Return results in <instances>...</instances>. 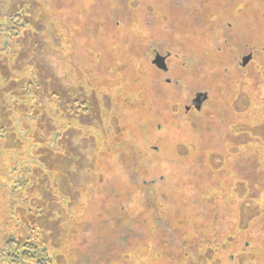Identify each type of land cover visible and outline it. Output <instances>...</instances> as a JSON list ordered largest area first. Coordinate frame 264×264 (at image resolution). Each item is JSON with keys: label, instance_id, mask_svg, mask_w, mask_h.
<instances>
[{"label": "rangeland", "instance_id": "374dc122", "mask_svg": "<svg viewBox=\"0 0 264 264\" xmlns=\"http://www.w3.org/2000/svg\"><path fill=\"white\" fill-rule=\"evenodd\" d=\"M29 223L51 264H264V0H0V254Z\"/></svg>", "mask_w": 264, "mask_h": 264}, {"label": "trees", "instance_id": "16d2710c", "mask_svg": "<svg viewBox=\"0 0 264 264\" xmlns=\"http://www.w3.org/2000/svg\"><path fill=\"white\" fill-rule=\"evenodd\" d=\"M14 166L15 165H13V167ZM23 168H26V167L22 166V169ZM15 174H17V175H15ZM15 174H14L15 177H14V180H12V186H11L13 188V190H16L17 185L25 186L24 185L25 183H28V185L31 184V182H32L31 176L34 177L33 173H31L30 177H28V175H27L28 170H25L20 175L19 173H17L16 167H15ZM141 190L142 189H140V191ZM17 196L21 197V191L17 192ZM119 196H120V198L123 197L126 200V203L123 204L124 206H122V208L123 207L128 208V205L133 204L137 200V199L134 200L133 198L129 197L127 194L121 195L120 192H119ZM138 199L140 200L139 197H138ZM120 200H122V199H120ZM24 202H27V200H18L15 207L20 209L22 207V205H24ZM16 216H18V214H16ZM33 225L34 224L29 223L28 227L25 228L27 234L24 236H22L21 233H17L16 236H12V235L6 236L7 239H5V240H6L7 247H5V249H1L2 253L0 254V257H1L0 258V264H6L7 263L6 259L8 258V255H9V252L7 250H9L13 246H14V249H13L14 256H11V258L13 260V262L11 264H46V262H49L50 264L52 263V260L50 259V254H51L49 252L50 249L48 248L46 241L41 236L36 234V233L40 232V229H38V227H35ZM134 251H135V249L130 251V255L133 254L136 261L140 260L141 256H139V258H138L139 254H137ZM154 256H158V255H155L152 253L153 258H155Z\"/></svg>", "mask_w": 264, "mask_h": 264}, {"label": "water", "instance_id": "95a60500", "mask_svg": "<svg viewBox=\"0 0 264 264\" xmlns=\"http://www.w3.org/2000/svg\"><path fill=\"white\" fill-rule=\"evenodd\" d=\"M250 59V55L246 56L243 58L242 61V65H245L246 62ZM164 62V57L157 54L155 56V58L153 59V63L155 65H157V67L161 68V69H166L165 65L163 64ZM207 98V94L202 93V92H198L193 100V102L195 103V107L196 109H199L201 106V103ZM197 103V104H196Z\"/></svg>", "mask_w": 264, "mask_h": 264}, {"label": "flooded vegetation", "instance_id": "af4514ba", "mask_svg": "<svg viewBox=\"0 0 264 264\" xmlns=\"http://www.w3.org/2000/svg\"><path fill=\"white\" fill-rule=\"evenodd\" d=\"M157 54H159V53H156L155 56H156ZM159 55H161V54H159ZM161 56L164 57V62H163V64L165 65L166 69H161V68L157 67V65H156V68H158V69H160V70H162V71L165 72V71L168 70V69H167V65H166V60H167V58H168L169 55H168V54H164V55H161ZM154 58H155V57H154ZM152 64H154V63H153V59H152ZM154 65H155V64H154ZM197 93H198V92H197ZM197 93H196V94H197ZM196 94H195V96H196ZM195 96H194V97L192 98V100H191V105H192L193 107H195V103L193 102ZM205 100H206V99H205ZM205 100H204V101H205ZM204 101H203V102H204ZM203 102H202V103H203ZM202 103H201V105H202ZM196 104H197V103H196ZM190 107H191V106H186V110H188V108H190ZM195 108H196V107H195Z\"/></svg>", "mask_w": 264, "mask_h": 264}]
</instances>
